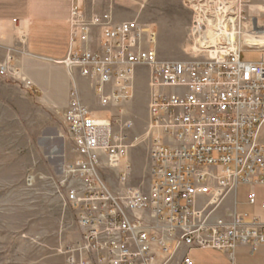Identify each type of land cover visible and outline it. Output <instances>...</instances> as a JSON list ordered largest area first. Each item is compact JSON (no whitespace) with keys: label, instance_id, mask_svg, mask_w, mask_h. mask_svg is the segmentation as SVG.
Instances as JSON below:
<instances>
[{"label":"built area","instance_id":"1","mask_svg":"<svg viewBox=\"0 0 264 264\" xmlns=\"http://www.w3.org/2000/svg\"><path fill=\"white\" fill-rule=\"evenodd\" d=\"M86 1L73 0L72 46L61 62L90 82L98 103L97 111L88 107L75 84L62 114L76 160L63 168L58 189L80 232L67 249L68 264H171L181 245L223 253L234 264L238 247L252 253L264 247L263 218L211 219L240 185L252 187L249 205L264 212L255 191L264 187V28L251 13L252 0H182L192 19L187 61L159 57L155 25L140 17L118 22L109 12L88 19ZM95 31L98 51L74 48ZM244 53H258L259 60L245 62ZM144 68L151 148L143 189L131 183L134 123L121 116ZM0 75L7 77L6 66ZM183 263L193 264L188 256Z\"/></svg>","mask_w":264,"mask_h":264},{"label":"rangeland","instance_id":"2","mask_svg":"<svg viewBox=\"0 0 264 264\" xmlns=\"http://www.w3.org/2000/svg\"><path fill=\"white\" fill-rule=\"evenodd\" d=\"M115 5L118 22L140 17L158 30V53L162 60L187 61L191 13L182 0H141ZM130 5V4H129ZM253 16L264 28V2L254 0ZM141 9L131 19L126 13ZM129 11V12H128ZM242 60L256 62L258 53H244ZM12 81V80H11ZM0 79V264H68L67 249L79 241L73 210L58 189L63 168L76 160L74 146L67 136L63 111L46 107L40 94H33L20 82ZM83 86L85 104L98 110L95 98ZM149 70L140 69L134 97L125 106L122 119L134 127L130 138L138 141L131 150L132 185L147 188L148 155L151 141ZM99 113V112H98ZM106 116L105 113H99ZM115 187L114 181H108ZM250 186L236 189L238 212L256 211L246 204ZM264 200V187H256Z\"/></svg>","mask_w":264,"mask_h":264},{"label":"crops","instance_id":"3","mask_svg":"<svg viewBox=\"0 0 264 264\" xmlns=\"http://www.w3.org/2000/svg\"><path fill=\"white\" fill-rule=\"evenodd\" d=\"M257 1L264 2V0ZM253 2L254 0L252 4ZM122 4L130 6L127 10L136 5L132 0ZM72 8L73 0H0V67L6 66L8 72L7 77L0 75V79L20 82L33 94L42 95V101L47 108L63 112L69 104L70 93L75 84L81 89L82 95L83 86H86L93 99L90 82L81 78L78 72H74L75 76L72 75L61 64L72 46L70 24ZM114 8L115 5L103 0H87L84 3V12L88 19L106 12L114 14ZM254 8L256 7L253 5L252 15ZM133 10L132 13L129 11L126 13L130 19L141 12L139 7ZM99 47V32L95 31L89 43L83 45L77 43L74 48L96 52ZM15 72L18 73L19 79L12 78ZM260 140L264 143V125L260 130ZM74 156L76 158L75 154ZM250 192L246 200L249 208L252 207L248 201ZM262 201L264 200H259ZM234 213L238 215L247 213L264 219V212L259 207L256 211L239 213L236 191L223 200L212 213L211 219L229 220V216ZM186 256L193 264H230V260L223 253L188 251L183 245L171 256V264H184ZM234 264H264V247H260L255 253H252L250 247H238L234 253Z\"/></svg>","mask_w":264,"mask_h":264},{"label":"bare ground","instance_id":"4","mask_svg":"<svg viewBox=\"0 0 264 264\" xmlns=\"http://www.w3.org/2000/svg\"><path fill=\"white\" fill-rule=\"evenodd\" d=\"M260 42L264 45V33H263V35H262V37H261V39H260ZM25 76V75H24ZM24 78V77H23Z\"/></svg>","mask_w":264,"mask_h":264}]
</instances>
